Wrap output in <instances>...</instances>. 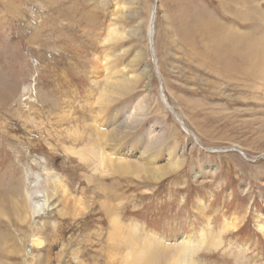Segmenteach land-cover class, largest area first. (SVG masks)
Here are the masks:
<instances>
[{"label":"rangeland","instance_id":"obj_1","mask_svg":"<svg viewBox=\"0 0 264 264\" xmlns=\"http://www.w3.org/2000/svg\"><path fill=\"white\" fill-rule=\"evenodd\" d=\"M51 1L0 0V264H264V0Z\"/></svg>","mask_w":264,"mask_h":264},{"label":"bare ground","instance_id":"obj_2","mask_svg":"<svg viewBox=\"0 0 264 264\" xmlns=\"http://www.w3.org/2000/svg\"><path fill=\"white\" fill-rule=\"evenodd\" d=\"M53 1V0H52ZM51 1V2H52ZM55 2H57V1H55ZM55 2H54V4H55ZM50 5H52V4H50ZM20 12V11H19ZM2 14V13H1ZM6 17V16H5ZM154 19H155V17H154V14H153V12H152V14H151V17H150V25H149V33L151 34V32H152V27L151 26H153V22H154ZM1 21H3L2 19L0 20V22ZM195 30V29H194ZM119 31V30H118ZM234 31V30H233ZM194 32V31H193ZM150 34H149V36H150ZM121 38V33H119V32H117V30L116 29H112V30H109V32H108V34H107V41H114V40H119ZM186 42H188V41H186ZM216 53L218 54V57H217V59H214V61H215V63L216 64H223L224 66H225V68H235L237 65L235 64H233L231 61H229L228 59H227V57H225L228 53H232V54H236V55H238L239 56V58H241V60H242V62H243V65H245V64H247V62H248V58H247V54L246 53H244L238 46H236V45H232L230 48H228V49H226V48H223V47H221V46H218L217 45V47H216ZM233 58V57H232ZM110 59V56H107V55H105V57H104V61L105 62H107L108 60ZM70 62V61H69ZM242 62H240V63H242ZM109 75H111V72L107 75V77H106V80H105V85H104V90L105 91H108V92H113V93H116V94H119V92L121 91L122 92V89L124 88L123 86H125V80H123V78H120V77H118V78H115V80L113 79V77H111V76H109ZM120 92V93H121ZM165 98V97H164ZM164 98H163V96H162V101L165 103V105L167 106V108L170 110V106H168V104L166 103V101H164ZM6 97H4L3 99H2V103L3 102H6ZM112 100V98L111 97H106L104 94H102L101 96H99L97 99H96V103L97 104H99L100 106H105V103L106 104H108L110 101ZM94 102V101H93ZM92 102V103H93ZM141 105V104H140ZM170 112L171 113H173L171 110H170ZM173 116H175L174 114H173ZM176 120H177V118H176ZM179 124H180V126H182V129L184 130V132L186 133V132H188L189 133V131L185 128V126H184V124L183 123H181V122H179ZM190 134V133H189ZM191 135V134H190ZM105 137V136H104ZM197 143V142H196ZM231 151H233V150H231ZM208 152H211V150H208ZM103 156H105L106 157V155H103ZM101 158H102V154H101V157H99V159H100V161H101ZM103 159V158H102ZM111 159V158H110ZM106 160H108V159H106ZM103 161H105V159H103ZM109 162H112V161H110V160H108ZM101 163V162H100ZM104 162H102V164H103ZM106 164H108V163H106ZM115 164V163H114ZM104 166V165H103ZM106 167V166H105ZM110 167H112V166H110ZM114 167V166H113ZM109 168V167H108ZM7 182V181H6ZM16 183V182H15ZM10 185V184H9ZM9 185H6V184H1L0 185V192H1V194H0V203H1V211H0V219H3L4 220V218H5V220H4V222L3 221H0V230L1 229H3V230H8L9 228H10V226L9 225H11V224H13V223H15V225L19 222V223H22L23 224V222L19 219V217H18V207H14V205H13V201H14V199H12L11 198V200L8 202V203H11V204H8V203H3L2 204V199H3V197H5V191H6V189L11 193V194H13V196H14V198H18L20 201H19V203H23L24 202V199L22 200L21 198V195H16L20 190H19V187L18 186H16L15 185V187H9ZM21 187V186H20ZM59 189V191H61L62 189H60V188H58ZM64 193H65V190H64ZM40 193L38 192V189H37V186L35 185L33 188H31V187H28V190H26V192H25V197L27 198V199H29L30 201H31V211L32 212H34L35 214H39V212H41V202L40 201H34V200H32L34 197H37V195H39ZM9 197V196H8ZM4 200V199H3ZM14 202H16V201H14ZM4 214H6V216H8V217H4L3 215ZM10 216H12V218L10 217ZM17 216V217H16ZM16 217V218H15ZM7 218V219H6ZM11 218V219H10ZM22 219H24V221H25V219H27V217H25V215L23 216V217H21ZM6 220H7V222H6ZM4 224H3V223ZM14 225V226H15ZM261 229V231H263V227H261L260 228ZM16 231V230H15ZM119 231V230H118ZM129 231V230H128ZM131 231V230H130ZM129 231V232H130ZM12 232V231H11ZM132 232V231H131ZM130 232V233H131ZM129 233V234H130ZM34 234H37V232H33L32 233V235H34ZM16 236V235H15ZM14 241V236L13 235H11V234H7V233H5V232H3V231H0V253H2V252H5V248H3L2 246L4 245V247H5V245L8 243V242H13ZM32 244L33 245H41V241L39 240V238H35V237H33V241H32ZM1 247L3 248V249H1ZM9 253H11V251L9 250ZM144 253V252H143ZM139 255H140V253H138ZM143 254H141L140 256H142ZM145 255V254H144ZM140 256H138V257H140ZM138 257H136V261H137V258ZM132 258V257H131ZM133 259H134V263H136V261H135V257H133ZM132 260V259H131ZM180 262V261H179ZM133 263V260L131 261V264Z\"/></svg>","mask_w":264,"mask_h":264}]
</instances>
